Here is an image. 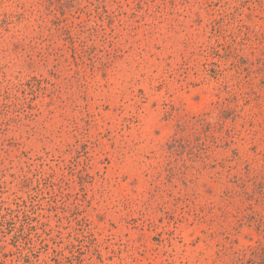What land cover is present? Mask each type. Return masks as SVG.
<instances>
[{"label": "rangeland", "instance_id": "obj_1", "mask_svg": "<svg viewBox=\"0 0 264 264\" xmlns=\"http://www.w3.org/2000/svg\"><path fill=\"white\" fill-rule=\"evenodd\" d=\"M264 0H0V264H254Z\"/></svg>", "mask_w": 264, "mask_h": 264}, {"label": "trees", "instance_id": "obj_2", "mask_svg": "<svg viewBox=\"0 0 264 264\" xmlns=\"http://www.w3.org/2000/svg\"><path fill=\"white\" fill-rule=\"evenodd\" d=\"M261 64H262V70L264 72V57L261 60ZM260 190L261 192L264 194V183L262 185H260ZM252 259L251 261L254 264H264V247H262L259 251H253L252 253Z\"/></svg>", "mask_w": 264, "mask_h": 264}]
</instances>
